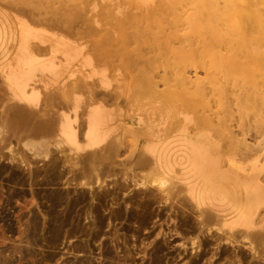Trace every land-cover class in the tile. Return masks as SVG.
<instances>
[{"label": "bare ground", "instance_id": "1", "mask_svg": "<svg viewBox=\"0 0 264 264\" xmlns=\"http://www.w3.org/2000/svg\"><path fill=\"white\" fill-rule=\"evenodd\" d=\"M56 1L0 0V153L8 150L18 170L32 169L30 186L38 185L37 160L51 144L72 153L60 172L72 176L65 185L88 177L98 184L114 173L130 185L133 172L149 169L151 185L166 192L174 180L186 205L202 210L201 226L221 225L216 250L248 241L264 261V154L234 138L223 147L213 125H192L181 103L183 93L218 96L229 111L232 96L242 113L262 117L264 0ZM190 64L206 71L210 88L193 80L189 87ZM111 66L139 69L134 90L119 79L109 88ZM156 69L166 89L153 79ZM125 97L135 105L126 132L113 136L112 108Z\"/></svg>", "mask_w": 264, "mask_h": 264}, {"label": "rangeland", "instance_id": "2", "mask_svg": "<svg viewBox=\"0 0 264 264\" xmlns=\"http://www.w3.org/2000/svg\"><path fill=\"white\" fill-rule=\"evenodd\" d=\"M56 2L60 6L61 0ZM96 18L107 21L102 14ZM136 46L134 43L131 48ZM138 70L125 67L119 72L111 66L107 70L112 84L109 88L116 89L119 79L126 91L134 90ZM183 72L190 80L189 87L194 86L191 80L207 89L212 86L200 67L186 65ZM153 75L159 89H166L162 70L156 69ZM170 77L174 85L175 77ZM181 101L194 119L192 125H213L223 147L234 138L244 150L246 143L254 152L264 154V113L262 117L255 109L242 113L232 96L229 111L218 96L202 99L183 93ZM120 102V107L112 108L118 125L113 136L126 132V116L135 105L126 97ZM127 142L131 145V137ZM50 148L49 156L45 153L37 160L42 172L34 186L26 180L32 169L18 170L8 159V150H4L6 156L0 153V264H264L253 257L248 241L223 243L216 250L212 242L224 235L221 225L201 226L198 215L202 210L186 205V197L178 194L174 180L161 192L151 185L149 169H137L130 185L118 173L105 175L98 184L88 177L65 185L72 176L62 178L60 172L74 162L72 153H62L53 144ZM39 166L35 164V170ZM82 180L92 182L93 187L78 184ZM102 193L106 196L101 197ZM83 194L86 199L79 201ZM259 251L264 252V246Z\"/></svg>", "mask_w": 264, "mask_h": 264}]
</instances>
